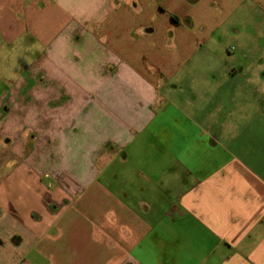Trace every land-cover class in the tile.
Segmentation results:
<instances>
[{
	"label": "crops",
	"instance_id": "crops-1",
	"mask_svg": "<svg viewBox=\"0 0 264 264\" xmlns=\"http://www.w3.org/2000/svg\"><path fill=\"white\" fill-rule=\"evenodd\" d=\"M66 1L0 0V264H264V0Z\"/></svg>",
	"mask_w": 264,
	"mask_h": 264
},
{
	"label": "rangeland",
	"instance_id": "rangeland-1",
	"mask_svg": "<svg viewBox=\"0 0 264 264\" xmlns=\"http://www.w3.org/2000/svg\"><path fill=\"white\" fill-rule=\"evenodd\" d=\"M25 2V0H23ZM41 1V0H40ZM31 5L34 7L35 5ZM40 8H42V4H38ZM44 8H47L49 6L48 2H44ZM67 7L69 11H71V14H79V10L77 8V5L73 0H69L65 2V6ZM262 25L256 26L254 24V20H250L248 23L247 30H245L246 34L247 32L251 30L254 35H247V39L249 44L246 46L239 45L237 41L230 40L227 41L225 45H223L222 50L226 51L230 45H234L235 47V55L242 54L241 58H245L249 63L251 60L257 59V69H261L262 74L264 75V17L262 18ZM260 26H263V29L260 28ZM35 33V34H34ZM32 31H26L23 32L14 41H7V43L0 42V57L2 60H0V91L3 92L6 88L10 87V82H16L21 76H26L27 73L32 69L33 63L36 62L37 59H41L44 55V49L45 44L39 39V35ZM39 37V38H38ZM261 38V45H256L257 48H252L255 45H252L255 42H258V38ZM251 44V45H250ZM234 47H231L234 49ZM233 52V51H231ZM244 59V60H245ZM246 63V64H247ZM264 87V83L262 84ZM264 101V99H263ZM6 106V116L5 118H10L11 116L14 117L13 109L11 107ZM11 108V109H10ZM258 113V112H256ZM251 115V114H250ZM247 120H250V116L247 115ZM259 120L264 122V118H258ZM4 120V119H3ZM9 126H14L16 123V120L14 118L10 119ZM254 122H257L256 120H252L249 122V124H252ZM17 124V123H16ZM253 126H255L253 124ZM19 126H15V128H12V131H7L5 135H2L0 132V141L6 140V143L10 141H14L16 139V136L18 133H21ZM256 132L254 135V138H258L262 136L264 138V124L262 127L258 128V130L254 131ZM12 133L13 135H9ZM17 133V134H16ZM221 133V130H220ZM239 133V132H238ZM237 133V135H238ZM19 136V135H18ZM2 233V229H0V234Z\"/></svg>",
	"mask_w": 264,
	"mask_h": 264
}]
</instances>
